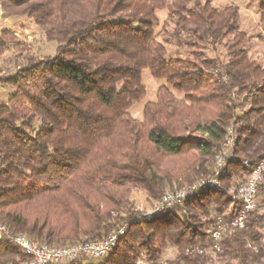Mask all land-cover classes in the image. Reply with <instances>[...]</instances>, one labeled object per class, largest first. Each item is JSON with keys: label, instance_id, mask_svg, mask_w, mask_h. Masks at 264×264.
<instances>
[{"label": "trees", "instance_id": "1", "mask_svg": "<svg viewBox=\"0 0 264 264\" xmlns=\"http://www.w3.org/2000/svg\"><path fill=\"white\" fill-rule=\"evenodd\" d=\"M252 1L264 31V0ZM0 4L8 15L32 18L57 44L53 57L28 53L12 75L0 76V86L11 90L0 101L1 223L55 246L99 240L127 223L106 256L62 264H264V177L246 227L226 235L219 251L210 249L216 217L231 218L239 207L230 189L264 155V63L248 53L237 4ZM160 10L167 17L156 31ZM170 45L176 48L171 54ZM146 68L164 84L157 100L145 103L140 121L129 109L145 97ZM229 127L236 160L221 169L218 187L150 219L134 210L131 188L145 192L151 206L166 191L209 176ZM182 154L193 156L177 176L163 162ZM191 246L205 251L187 253ZM169 247L176 256L162 261ZM27 261L19 247L0 239V264Z\"/></svg>", "mask_w": 264, "mask_h": 264}, {"label": "built area", "instance_id": "2", "mask_svg": "<svg viewBox=\"0 0 264 264\" xmlns=\"http://www.w3.org/2000/svg\"><path fill=\"white\" fill-rule=\"evenodd\" d=\"M3 14L0 4V15ZM236 135L229 127L223 140L220 150L214 155L213 172L204 178L196 180L193 184L181 189L166 191L147 210L137 207L134 210L140 211L143 218L150 219L154 215H160L164 210L173 208L191 199L203 189L214 188L220 185L219 175L221 169L229 162L235 161L232 155V147ZM244 165H248L246 160ZM264 177V155L251 167L246 180L230 189L231 196L239 201V207L231 218H224L223 215L216 217V222L211 230L212 245L210 249L217 252L221 249V243L226 235L238 229H243L252 212L258 206L259 186ZM127 223L119 226L114 231L99 240L78 242L65 246H55L32 240L29 237L10 230L0 222V239L7 238L25 255L28 256L26 264H62L77 258L99 259L109 254L116 246L118 240L125 234ZM187 253L201 254L205 248L199 246L187 247Z\"/></svg>", "mask_w": 264, "mask_h": 264}, {"label": "rangeland", "instance_id": "3", "mask_svg": "<svg viewBox=\"0 0 264 264\" xmlns=\"http://www.w3.org/2000/svg\"><path fill=\"white\" fill-rule=\"evenodd\" d=\"M218 7H224L230 3H235L240 9V27L250 39L249 55L258 63H264V31L259 21L258 3L252 0H211ZM17 17V18H14ZM159 30L162 22L167 17V10L157 11ZM4 18L8 20L5 21ZM15 20H14V19ZM14 21V22H13ZM10 25L11 33L4 35L2 32ZM2 44V45H1ZM56 42L47 41L42 30L36 25L32 18L26 16H11L7 13L0 15V76L12 75L16 66L22 63L26 54L30 53L37 57L50 56L56 53ZM2 46H5L1 49ZM176 50L173 45L168 46V52L171 54ZM183 52V50H181ZM210 52V51H209ZM210 55H213L211 52ZM141 82L145 88V97L134 103L129 112L137 120H143V107L146 102H155L159 87L164 84L163 80L155 79L151 76L149 69H143L141 72ZM11 90L8 87L0 86V101H7ZM177 97L182 94L173 92ZM193 154H182L180 156L167 158L163 166L170 169L177 176L182 174ZM129 198L133 200L135 207L147 210L149 208L147 194L141 190L131 188ZM260 197H258V202ZM264 212V206L261 208ZM175 248L169 247L162 255V261L175 258ZM96 259H87V262H94Z\"/></svg>", "mask_w": 264, "mask_h": 264}, {"label": "crops", "instance_id": "4", "mask_svg": "<svg viewBox=\"0 0 264 264\" xmlns=\"http://www.w3.org/2000/svg\"><path fill=\"white\" fill-rule=\"evenodd\" d=\"M14 18H17V17H14ZM14 18H13V19H14ZM4 20L7 21L8 19H7V18H4ZM14 20H15V19H14ZM13 22H14V21H13ZM10 29H11V27H10V25H9L5 30L8 31L9 33H11V30H10ZM11 34H12V33H11Z\"/></svg>", "mask_w": 264, "mask_h": 264}]
</instances>
